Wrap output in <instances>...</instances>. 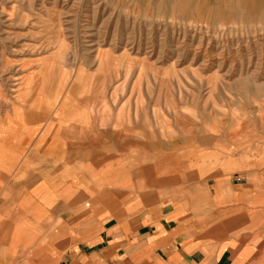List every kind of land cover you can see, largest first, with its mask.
Instances as JSON below:
<instances>
[{"label": "rangeland", "instance_id": "1", "mask_svg": "<svg viewBox=\"0 0 264 264\" xmlns=\"http://www.w3.org/2000/svg\"><path fill=\"white\" fill-rule=\"evenodd\" d=\"M0 175V220L39 204L2 264H91L214 181L263 197L264 0H0ZM128 238L108 264H156Z\"/></svg>", "mask_w": 264, "mask_h": 264}, {"label": "crops", "instance_id": "2", "mask_svg": "<svg viewBox=\"0 0 264 264\" xmlns=\"http://www.w3.org/2000/svg\"><path fill=\"white\" fill-rule=\"evenodd\" d=\"M57 165L51 163L56 179L62 171ZM42 173L33 183L28 181L27 186L46 185L51 172ZM4 177L0 175V181H6ZM18 186L15 184V189ZM201 189L200 194L193 195L184 191L187 194L184 193L183 200L177 197L169 206H160L156 213L144 214L134 226L133 235L124 232L116 240L113 233L105 234L102 242L107 250L89 254L90 263L108 264L117 254L116 245L127 246L126 240L132 236L137 245L149 250L156 264H264V207H256L264 196L257 197L249 186L234 185L231 181H214ZM106 198L107 193L103 192L96 201L105 202ZM24 200L19 203V215L14 214L12 221L6 220L7 214L1 215L0 243L10 240L12 246H17L29 239L30 227L18 223L23 218L21 214L26 213L29 224L31 213L37 212L39 204L32 203L28 196ZM5 201V197L1 199L0 211L7 204ZM259 242H263L260 250L256 249Z\"/></svg>", "mask_w": 264, "mask_h": 264}, {"label": "bare ground", "instance_id": "3", "mask_svg": "<svg viewBox=\"0 0 264 264\" xmlns=\"http://www.w3.org/2000/svg\"><path fill=\"white\" fill-rule=\"evenodd\" d=\"M17 238V237H16ZM15 239V238H14Z\"/></svg>", "mask_w": 264, "mask_h": 264}]
</instances>
